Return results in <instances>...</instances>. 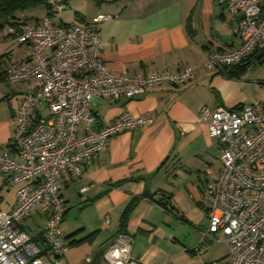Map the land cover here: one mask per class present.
<instances>
[{
    "label": "crops",
    "instance_id": "crops-1",
    "mask_svg": "<svg viewBox=\"0 0 264 264\" xmlns=\"http://www.w3.org/2000/svg\"><path fill=\"white\" fill-rule=\"evenodd\" d=\"M63 5L52 15L56 24L80 21L92 26L94 16H111L94 26L104 44L101 59L114 73L145 75L190 65L195 74L184 84L162 83L130 99L94 98L90 108L99 125L125 110L151 117L153 123L111 137L106 150L83 165L81 176L59 178L65 204L60 228L64 238L75 232L65 238L68 249L62 257H55L41 238L47 222L43 207L32 210L21 228L41 248L40 257L54 264H107L104 251L119 232L131 237L130 256L143 264H229L220 233H207L203 252H196L200 232L209 224L204 191L221 169L219 144L208 136L199 112L204 105L235 107L264 99V73L245 77L252 66L264 69V56L253 57L242 71L236 64L215 70L203 66L208 50H227L241 43L238 18L230 14L227 0H69ZM47 11L39 6L20 13V27L35 24ZM3 30L0 151L11 146L18 104L25 93V84L10 83L5 71L26 58L25 45L5 37ZM246 83L257 86L254 95L246 91ZM37 109L47 114L42 113L43 104ZM6 180L0 173L1 211L12 209L21 185L9 187ZM156 196L163 199L155 200ZM157 201H170L173 211ZM128 205L132 208L122 223ZM71 207L74 218L68 217Z\"/></svg>",
    "mask_w": 264,
    "mask_h": 264
},
{
    "label": "built area",
    "instance_id": "built-area-1",
    "mask_svg": "<svg viewBox=\"0 0 264 264\" xmlns=\"http://www.w3.org/2000/svg\"><path fill=\"white\" fill-rule=\"evenodd\" d=\"M48 4L51 15L27 27L3 30L5 37L25 45L26 58L5 71L10 83L25 84V93L18 104L11 146L0 151V173L7 176V185L21 183L12 209L0 210V264H54L40 257L41 248L20 226L39 206L47 211L41 238L55 257H62L68 243L60 228L65 204L59 178L81 176L83 165L103 153L111 137L153 123L151 117L125 110L99 125L90 108L94 98L130 99L162 83L184 84L195 74L190 65L145 75L114 73L101 59L104 44L95 27L111 16H94L92 26L80 21L61 25L53 22L52 15L63 9L62 0ZM227 4L238 18L241 43L227 50H208L203 65L208 70L264 52V0H227ZM39 104L46 115L37 109ZM199 116L208 136L219 144L221 169L204 191L209 224L200 232L196 252H203L207 233H220L229 264H264V99L235 107L204 105ZM131 242L129 235L117 233L104 251L105 262L143 264L131 258Z\"/></svg>",
    "mask_w": 264,
    "mask_h": 264
},
{
    "label": "trees",
    "instance_id": "trees-1",
    "mask_svg": "<svg viewBox=\"0 0 264 264\" xmlns=\"http://www.w3.org/2000/svg\"><path fill=\"white\" fill-rule=\"evenodd\" d=\"M69 0H62V3H66ZM39 6H45L47 8V14H52L50 12V6L48 4V0H0V29H4L7 26L15 27V28H21V18L19 17V14L29 10L33 9ZM258 52H253L252 54L248 55L246 58H244L241 62L236 63V65L239 66L240 71L247 68L248 65L253 63V57H260L259 60H261L264 56V52L261 53L262 56L258 55ZM255 63V62H254ZM223 67V68H228ZM157 203L161 204L167 211L172 212L173 211V205L170 201H157ZM132 208V205H128L125 210L122 213V223H124V220L128 216L130 210ZM75 234H69L65 238L69 240L72 238V236ZM75 241H71V244ZM70 244V243H69Z\"/></svg>",
    "mask_w": 264,
    "mask_h": 264
},
{
    "label": "rangeland",
    "instance_id": "rangeland-1",
    "mask_svg": "<svg viewBox=\"0 0 264 264\" xmlns=\"http://www.w3.org/2000/svg\"><path fill=\"white\" fill-rule=\"evenodd\" d=\"M30 10V9H29ZM27 11V10H26ZM252 69H254V67L252 66V67H250V69H249V72H248V74H247V76H245L246 78H251L252 76H253V74L255 73L257 76H260V75H262L263 73H264V69L262 68H259V69H256V70H252ZM257 86L256 85H253V84H250V83H246V91H248V93L250 94V95H254V93H256L257 92V90L258 89H256V91L254 90V88H256ZM250 104V103H249ZM42 113L43 114H46V109H43L42 110ZM68 217L69 218H74L75 217V213H74V209H73V207H71L70 209H69V211H68Z\"/></svg>",
    "mask_w": 264,
    "mask_h": 264
},
{
    "label": "water",
    "instance_id": "water-1",
    "mask_svg": "<svg viewBox=\"0 0 264 264\" xmlns=\"http://www.w3.org/2000/svg\"><path fill=\"white\" fill-rule=\"evenodd\" d=\"M161 199H163L162 196H156V197H155V200H161Z\"/></svg>",
    "mask_w": 264,
    "mask_h": 264
}]
</instances>
